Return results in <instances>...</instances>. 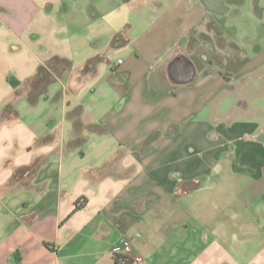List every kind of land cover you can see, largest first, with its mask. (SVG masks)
Segmentation results:
<instances>
[{
	"label": "crops",
	"instance_id": "obj_1",
	"mask_svg": "<svg viewBox=\"0 0 264 264\" xmlns=\"http://www.w3.org/2000/svg\"><path fill=\"white\" fill-rule=\"evenodd\" d=\"M211 3L0 0V264H116L125 240L144 264H264V20ZM52 57L71 70L31 105ZM77 106L106 132L72 149Z\"/></svg>",
	"mask_w": 264,
	"mask_h": 264
},
{
	"label": "trees",
	"instance_id": "obj_2",
	"mask_svg": "<svg viewBox=\"0 0 264 264\" xmlns=\"http://www.w3.org/2000/svg\"><path fill=\"white\" fill-rule=\"evenodd\" d=\"M124 1L129 2V0ZM120 37V34L115 36L113 45L116 44L118 40H120ZM100 60L101 59L99 57L89 59L82 68V72H88L89 70H92ZM71 67L72 64L68 59L60 57H52L48 59L43 65L39 66L35 75L29 82L30 84L25 97L28 103L34 105L40 97H45L50 85L60 80L64 73L71 70ZM7 82L15 90L19 86V82L15 79L8 78ZM15 96L17 98L19 96L17 90L15 91ZM59 96L60 93H58L55 97L58 98ZM9 107L12 108L13 106L9 105ZM82 112L83 108L81 106H77L70 112L66 113V120L71 124L72 132V138L67 144L68 148L74 149L84 144L86 138L83 134L85 132L98 135L106 132V128L100 124H83L81 121ZM46 161V157H36L29 165L15 169L8 181V185L13 189L28 188L30 186L31 179L46 163ZM84 204V199L76 201L74 210L80 209L84 206Z\"/></svg>",
	"mask_w": 264,
	"mask_h": 264
},
{
	"label": "rangeland",
	"instance_id": "obj_3",
	"mask_svg": "<svg viewBox=\"0 0 264 264\" xmlns=\"http://www.w3.org/2000/svg\"><path fill=\"white\" fill-rule=\"evenodd\" d=\"M121 2L125 3L124 0H121ZM211 4L212 12H214L212 16L241 21L238 28H242L244 32L250 31L253 33L256 25L263 23L261 20H264V0H213ZM233 28L235 29V27ZM262 29L263 27L261 29L257 28L255 32L262 34ZM257 33L253 34L256 35ZM50 86L51 89L54 86L59 88L57 82Z\"/></svg>",
	"mask_w": 264,
	"mask_h": 264
},
{
	"label": "built area",
	"instance_id": "obj_4",
	"mask_svg": "<svg viewBox=\"0 0 264 264\" xmlns=\"http://www.w3.org/2000/svg\"><path fill=\"white\" fill-rule=\"evenodd\" d=\"M121 60L117 61L120 64ZM110 255L116 264H144L142 257L134 253L129 241L125 240L119 245H114L110 250Z\"/></svg>",
	"mask_w": 264,
	"mask_h": 264
}]
</instances>
